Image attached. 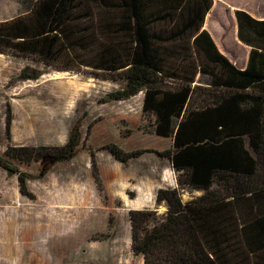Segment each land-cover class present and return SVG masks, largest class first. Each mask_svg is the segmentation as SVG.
<instances>
[{
  "label": "trees",
  "instance_id": "obj_1",
  "mask_svg": "<svg viewBox=\"0 0 264 264\" xmlns=\"http://www.w3.org/2000/svg\"><path fill=\"white\" fill-rule=\"evenodd\" d=\"M27 4L19 17L0 23L1 55L62 72L89 69L90 75L120 82L122 88L101 102L144 94L140 131L173 140L163 152H127L114 143L103 148L124 166L153 153L168 160L176 174L178 187L156 195V206L164 205L165 214L129 212L133 254L143 264H264V20L235 12L238 40L251 50L247 67L240 70L203 29L213 0ZM42 75L27 66L21 79ZM82 142L78 123L63 146L9 147L0 154V167L32 199L28 184L33 177L16 163L40 165L47 175L76 158ZM186 191L203 194L184 202ZM113 220L110 215L109 223Z\"/></svg>",
  "mask_w": 264,
  "mask_h": 264
},
{
  "label": "rangeland",
  "instance_id": "obj_2",
  "mask_svg": "<svg viewBox=\"0 0 264 264\" xmlns=\"http://www.w3.org/2000/svg\"><path fill=\"white\" fill-rule=\"evenodd\" d=\"M29 1L0 0V23L19 17ZM223 1L228 6L216 0L206 27L228 59L240 61L245 50L236 47L240 44L233 11H248L264 18V0ZM27 66L42 70L40 79L22 80L21 73ZM89 71L62 72L0 54V154L9 147L63 146L78 123L83 139L77 157L55 165L47 175L40 165L16 163L33 177L28 184L32 199L24 197L18 179L9 177L0 167V211L5 208L12 213L11 218H2L0 213V264H12L19 253L29 250L32 254L31 249L43 252L44 264H143V259L131 251L129 221V212L140 198L131 186L121 188L120 184L133 176L140 179V165L130 162L123 166L103 149L111 143L123 148V140H130L128 146L135 150L152 144L151 134L140 131L144 119L143 112L139 114L142 96L104 104L101 101L122 84L90 75ZM200 78L205 83L209 80ZM94 165L103 192L96 184ZM202 194L186 191L182 199L188 202ZM149 200L151 204L139 210L165 214L164 205L157 207L154 198ZM110 215L114 217L111 224ZM106 234L110 238L101 240L100 235ZM9 236L18 247L7 245ZM23 242L28 244L24 250Z\"/></svg>",
  "mask_w": 264,
  "mask_h": 264
},
{
  "label": "crops",
  "instance_id": "obj_3",
  "mask_svg": "<svg viewBox=\"0 0 264 264\" xmlns=\"http://www.w3.org/2000/svg\"><path fill=\"white\" fill-rule=\"evenodd\" d=\"M219 2L228 6V4L223 0H219ZM215 5H216V0H213V7H212V10L210 11V13L214 10ZM235 12L233 11L234 14H235ZM210 13L206 17L203 29L206 30L207 32H209V34L212 36L214 42L216 43L219 51L228 58V55L225 53L224 50H222L220 48V46L218 45V43L215 40V37L209 31V29H207V27H206L207 19L210 16ZM247 13H249V12L247 11ZM249 14L257 20H264V18H262V17H258V16L256 17L251 13H249ZM234 19H235L234 24L236 26L235 32L238 35V25H237V20H236L235 15H234ZM238 42L240 45H238L236 47L241 48V50H245V57L243 58V60L241 59L240 61H237L234 58H231V59H233L232 63L237 68H239L240 70H244L247 67L249 54H250L251 50L247 46L243 45L240 41H238ZM239 62H242V64L240 65ZM140 95L142 96V103H141V108L139 109V112L141 111V113H139V114H142L144 94H140ZM150 136H151L152 144L150 146L141 147V148H144V149L148 148V150H155V151L163 152V151L171 149L173 146V140L171 138H163V137H159L156 135H150ZM130 143H131L130 140H128V141L123 140V141H121L120 144L123 145V149L125 151H128V152H131V151H134L135 149H137L136 147L128 146ZM131 164H132V166L135 164H136V166L140 165L139 166V174L143 175V176L140 177V179H138V180H136L134 176L132 179H124L123 181H120L121 182L120 184H121V188L131 186L132 187L131 190L134 191L136 197L140 198V200H138L137 202L134 203V205H133L135 207L134 210H139V208L145 207V206L147 207V205L151 204L149 198H154L155 203H156V195L160 189H169V188L175 189L178 187L177 180H176V174L173 171L171 163L168 160L161 159L157 155H155L153 153H149L148 155H144L140 159H136V160L131 161ZM146 198H148V200H146ZM4 210H5V208H2V211H0V213L3 214L4 216H1V214H0V216L2 218H8V217L11 218L12 213H9V211H7V210L4 211ZM13 244L15 245V243L12 242L10 238H8V244L7 245L15 247V246H13ZM31 251H32V254L29 252V250L24 251V253H23L24 255L19 253L18 258L16 256L15 259L13 260V263L12 262L11 263L12 264H24L27 262V264H44L43 252L40 254L39 253L35 254V252L33 250H31ZM0 258H2L1 255H0Z\"/></svg>",
  "mask_w": 264,
  "mask_h": 264
},
{
  "label": "bare ground",
  "instance_id": "obj_4",
  "mask_svg": "<svg viewBox=\"0 0 264 264\" xmlns=\"http://www.w3.org/2000/svg\"><path fill=\"white\" fill-rule=\"evenodd\" d=\"M10 228H11V226H10ZM8 238H10V237H8ZM23 241H25V240H23ZM27 245H28L27 242H26V243L23 242V243L21 244V247H22L23 249H24V246L28 248ZM13 246L18 247V246H16V244H15V245L13 244ZM31 250H32V249H31ZM33 251H34V249H33ZM35 254H37V252H36Z\"/></svg>",
  "mask_w": 264,
  "mask_h": 264
}]
</instances>
